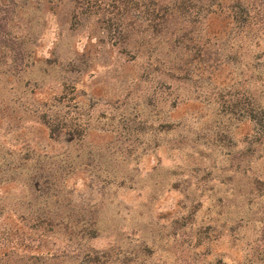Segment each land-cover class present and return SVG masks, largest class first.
Instances as JSON below:
<instances>
[{
    "label": "rangeland",
    "instance_id": "rangeland-1",
    "mask_svg": "<svg viewBox=\"0 0 264 264\" xmlns=\"http://www.w3.org/2000/svg\"><path fill=\"white\" fill-rule=\"evenodd\" d=\"M248 4L155 32L143 0H0V264H264Z\"/></svg>",
    "mask_w": 264,
    "mask_h": 264
},
{
    "label": "trees",
    "instance_id": "trees-1",
    "mask_svg": "<svg viewBox=\"0 0 264 264\" xmlns=\"http://www.w3.org/2000/svg\"><path fill=\"white\" fill-rule=\"evenodd\" d=\"M123 1L138 3V0ZM146 1L147 20L155 32H161L171 21L185 24L183 26H187L186 32H189L192 29L188 25L195 27L197 23H206L216 17L247 20L257 6H246L244 0H143Z\"/></svg>",
    "mask_w": 264,
    "mask_h": 264
}]
</instances>
